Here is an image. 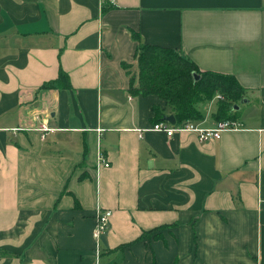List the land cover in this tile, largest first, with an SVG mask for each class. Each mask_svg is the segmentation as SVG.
<instances>
[{"label":"crops","instance_id":"0c3cea01","mask_svg":"<svg viewBox=\"0 0 264 264\" xmlns=\"http://www.w3.org/2000/svg\"><path fill=\"white\" fill-rule=\"evenodd\" d=\"M109 1L0 0V264H264V0ZM145 44L234 76L239 127L145 130Z\"/></svg>","mask_w":264,"mask_h":264},{"label":"trees","instance_id":"16d2710c","mask_svg":"<svg viewBox=\"0 0 264 264\" xmlns=\"http://www.w3.org/2000/svg\"><path fill=\"white\" fill-rule=\"evenodd\" d=\"M106 2L110 3L109 0ZM138 66L135 91L159 96L175 115L177 124L203 119L197 102L211 100L216 94L223 97L218 100V119H233V107L244 97L245 90L234 76L212 71L201 72L193 61L171 48L154 44L141 46ZM194 73L200 75L197 81ZM50 84L69 87L68 74L61 71L57 80ZM154 111L159 117L165 116L163 108L155 107ZM152 232L144 234L143 238Z\"/></svg>","mask_w":264,"mask_h":264},{"label":"built area","instance_id":"2783aa9c","mask_svg":"<svg viewBox=\"0 0 264 264\" xmlns=\"http://www.w3.org/2000/svg\"><path fill=\"white\" fill-rule=\"evenodd\" d=\"M218 99H222V95H217ZM240 123L235 119H226L220 120L214 127L211 128H203L197 125L194 121H189L186 123L181 124H172L167 120L160 121L155 123L150 129L145 130H152L157 132H164L168 136H173L176 132H193L196 133L200 142H205L209 140L220 139L222 134L227 130H232L238 128ZM51 128L48 126L47 123H42L40 126V130L43 132L49 131ZM140 131L144 132V129H140ZM100 159L105 166H109L110 163L107 159L100 155ZM112 210H99L97 213L96 218V227L94 229V238L96 242L99 241L101 235L105 233L109 227V221L112 216ZM99 246V244H97Z\"/></svg>","mask_w":264,"mask_h":264},{"label":"rangeland","instance_id":"374dc122","mask_svg":"<svg viewBox=\"0 0 264 264\" xmlns=\"http://www.w3.org/2000/svg\"><path fill=\"white\" fill-rule=\"evenodd\" d=\"M214 100V99H213ZM216 101V102H215ZM217 99H215L214 101H209V100H205V101H198L197 105H199L201 108L204 107V110L207 111L208 109H214L215 105L217 104Z\"/></svg>","mask_w":264,"mask_h":264},{"label":"water","instance_id":"95a60500","mask_svg":"<svg viewBox=\"0 0 264 264\" xmlns=\"http://www.w3.org/2000/svg\"><path fill=\"white\" fill-rule=\"evenodd\" d=\"M194 78L197 81L200 78V75L198 73H194ZM234 108L238 109L239 105L234 106ZM164 120H167L172 124H176L177 122L174 114L164 116Z\"/></svg>","mask_w":264,"mask_h":264}]
</instances>
